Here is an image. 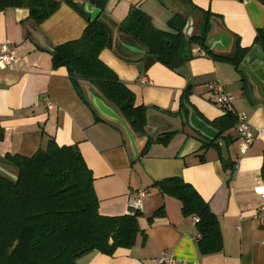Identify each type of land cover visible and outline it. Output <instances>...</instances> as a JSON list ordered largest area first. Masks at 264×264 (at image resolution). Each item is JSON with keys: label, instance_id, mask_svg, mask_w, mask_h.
<instances>
[{"label": "crops", "instance_id": "crops-1", "mask_svg": "<svg viewBox=\"0 0 264 264\" xmlns=\"http://www.w3.org/2000/svg\"><path fill=\"white\" fill-rule=\"evenodd\" d=\"M58 1V9L39 26L29 20L25 7L0 11V53L6 43L15 56L10 66L0 68V172L14 174L5 155L32 156L52 139L59 146H78L93 173L100 214H127L128 199L139 189L147 191L135 243L112 254L91 250L78 258L79 264H157L166 249L189 264H264V212L255 190L264 189V95L259 86L244 72L250 88L244 94L242 73L229 61L201 55L197 45L192 46L191 59L170 69L142 52L118 28L133 7L168 32H175L170 23L178 18L185 20L184 31L189 27L190 34L198 32L209 14L208 46L227 55L237 44L252 47L257 30L264 27V4L258 0H104L97 4L72 0L82 8L89 2V11L101 9L114 46L102 49L99 59L134 93L135 105L147 107V134L156 138L173 132L166 141L149 144L147 135H136L140 155L135 159L122 128L78 95L66 67L52 65V49L80 38L90 17L67 1ZM118 48L127 54L121 55ZM212 83L232 96L230 109L246 113L251 129L260 132L245 152L237 124L227 132L234 139L228 145L229 159L236 165L233 170L224 169L215 147L201 148L200 133L183 123L182 110L178 113L185 94L187 104L204 120L212 122L224 115ZM83 90L89 102L88 91L96 90L87 83ZM168 177L192 185L208 204L219 222L221 250L200 249L194 217L185 216L181 201L155 185Z\"/></svg>", "mask_w": 264, "mask_h": 264}, {"label": "trees", "instance_id": "trees-1", "mask_svg": "<svg viewBox=\"0 0 264 264\" xmlns=\"http://www.w3.org/2000/svg\"><path fill=\"white\" fill-rule=\"evenodd\" d=\"M65 1L84 15L82 7L72 0ZM89 1L97 4L104 0ZM258 1L264 4V0ZM59 5L58 0H0V11L25 7L29 10V20L39 26ZM100 10L93 20L87 16L88 23L80 38L52 49L53 67H66L74 89L86 103L90 104L83 86L87 83L95 89L118 109L135 135L148 136V144L154 140L166 141L173 132L156 138L148 135L147 107L136 106L134 93L99 59L102 49L114 46L110 27ZM210 25V16L206 14L200 30L189 36L184 35L185 20L181 18L170 23L175 32L163 31L154 26L145 12L133 7L118 28L130 41L170 69L182 66L193 57V45L199 46L205 55L231 62L242 73L243 93L248 95L249 82L240 63L252 48L264 53V27L257 30L252 47L237 44L232 53L221 55L206 43ZM118 52L123 56L127 54L124 48H118ZM189 107L184 94L178 111L180 114L182 110L184 124L188 123ZM206 122L219 131L217 138L224 139L227 145L234 141L227 133L237 124L236 114L230 107L225 109L224 115ZM200 136L201 148L213 146L221 154L215 140ZM4 161L13 168L16 178L0 172V264H79L78 258L91 250L112 254L118 247H131L135 243L141 231L137 220L141 212L117 216L100 214L93 173L77 145L59 146L51 139L32 156L7 154ZM222 163L224 169L233 170L234 163L230 159H222ZM261 178L264 179V163ZM155 185L161 193L181 201L185 216L199 217L196 226L202 251L221 250L218 219L192 185L180 177H168Z\"/></svg>", "mask_w": 264, "mask_h": 264}, {"label": "water", "instance_id": "water-1", "mask_svg": "<svg viewBox=\"0 0 264 264\" xmlns=\"http://www.w3.org/2000/svg\"><path fill=\"white\" fill-rule=\"evenodd\" d=\"M89 2H85L83 10L90 15V19L93 20L97 17L99 9L93 11L88 10ZM189 29V27H187ZM208 45V38L206 40ZM133 51H142L134 46H127ZM145 52V51H142ZM240 69L248 73L254 82L259 86V90L264 95V55L259 54L257 49H252L241 61ZM88 99L90 104L98 111V113L105 119L118 124L124 131L130 147L134 153V158L139 157V142L136 135L131 131L125 119L122 117L118 109H116L111 103H109L104 97H102L97 91H88ZM188 123L190 127L196 132L200 133L203 137L215 140V144L219 145L221 150L222 159H229L228 145L222 138H217L219 131L213 126L209 125L204 119L200 118L196 111L192 108H188ZM2 172L8 176L16 178V175L9 171L3 170Z\"/></svg>", "mask_w": 264, "mask_h": 264}, {"label": "built area", "instance_id": "built-area-1", "mask_svg": "<svg viewBox=\"0 0 264 264\" xmlns=\"http://www.w3.org/2000/svg\"><path fill=\"white\" fill-rule=\"evenodd\" d=\"M190 29L186 28L184 31L185 36L190 35ZM201 55H205L203 51H200ZM15 61V56L12 52L8 51L6 43L2 45V50L0 53V68H6L10 66ZM212 91L218 95V104L225 110L231 105L232 96L224 91V89L217 83L210 84ZM47 106H50V102L47 101ZM237 131H238V140L240 142L241 150L243 152L252 145L254 140L259 135V130H252L247 119V115L244 112L237 113ZM236 167V165H234ZM259 189V190H258ZM257 194L261 198L260 211L264 212V189L256 188ZM147 197V191L145 189L137 190L129 199H128V213L129 215H134L135 212L141 211L142 204L144 199ZM199 217H194V222H198ZM157 264H189L186 261L177 259L173 252L169 249H166L162 252L161 256L157 260Z\"/></svg>", "mask_w": 264, "mask_h": 264}]
</instances>
